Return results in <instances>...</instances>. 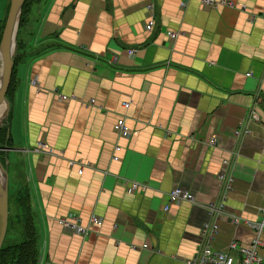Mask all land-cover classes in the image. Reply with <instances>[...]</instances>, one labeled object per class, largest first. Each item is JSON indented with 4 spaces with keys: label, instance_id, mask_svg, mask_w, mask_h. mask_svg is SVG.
I'll return each mask as SVG.
<instances>
[{
    "label": "crops",
    "instance_id": "0c3cea01",
    "mask_svg": "<svg viewBox=\"0 0 264 264\" xmlns=\"http://www.w3.org/2000/svg\"><path fill=\"white\" fill-rule=\"evenodd\" d=\"M17 31L8 218L29 206L37 264H192L211 203L214 250L264 239V0H38Z\"/></svg>",
    "mask_w": 264,
    "mask_h": 264
},
{
    "label": "built area",
    "instance_id": "2783aa9c",
    "mask_svg": "<svg viewBox=\"0 0 264 264\" xmlns=\"http://www.w3.org/2000/svg\"><path fill=\"white\" fill-rule=\"evenodd\" d=\"M203 3L207 5H214L217 3V0H202ZM225 2L226 0H220ZM151 5L149 6V8ZM154 24L153 19H149V21L146 23L147 28H151ZM177 33L174 31H170L169 35L171 37H174ZM134 49L129 48L128 52L133 53ZM122 104H127V101H123ZM252 116L255 117V113H252ZM114 129L115 131L122 137H128L130 134V127L126 124L125 119L123 117H119L116 119L114 123ZM211 142H214V138L211 139ZM118 148V146H116ZM114 158H117L115 156ZM225 162H228L226 159H224ZM221 184H222V197L225 198L227 195V191L231 186V175H227V171L224 168L219 174H218ZM142 187V183H139L138 181H132L129 185V190H135L136 188ZM169 200L171 203H178L182 200H189L194 201V196L184 187L181 186H174L169 191ZM223 206L222 203L216 204L211 203L210 204V212L211 217L210 219L204 224L203 231L206 233V237L204 241L200 244L199 248L197 249L192 264H256L261 260V255L258 253V244L264 243V239H262L261 236L258 235L255 236L253 241L248 245H238L235 242H232L227 247L228 249L218 251L214 250L211 245L210 241L212 236L217 232L218 230V218L220 215V208ZM169 205L164 206V210H167ZM263 220H264V208H263ZM235 222L241 221L240 218L234 217ZM58 222L62 227H64L66 230H69L74 233L78 234H85L88 233L90 230V224L91 223H100L101 218L97 215H91L90 217V224L84 225L81 222H79L78 218L75 216L67 217V216H60L58 218ZM243 222V221H242ZM250 225L254 226L257 231L261 228L264 221L259 222H247ZM231 250L236 251V255H233L231 253Z\"/></svg>",
    "mask_w": 264,
    "mask_h": 264
},
{
    "label": "water",
    "instance_id": "95a60500",
    "mask_svg": "<svg viewBox=\"0 0 264 264\" xmlns=\"http://www.w3.org/2000/svg\"><path fill=\"white\" fill-rule=\"evenodd\" d=\"M24 0H9V6L0 37V102L4 108L0 116V125L9 114L10 102L5 93L11 79L15 58L18 54L17 29ZM0 157V247L4 240L8 224V157Z\"/></svg>",
    "mask_w": 264,
    "mask_h": 264
},
{
    "label": "trees",
    "instance_id": "16d2710c",
    "mask_svg": "<svg viewBox=\"0 0 264 264\" xmlns=\"http://www.w3.org/2000/svg\"><path fill=\"white\" fill-rule=\"evenodd\" d=\"M31 1L34 2L38 0H24L21 7L19 26L21 24V15L24 11H26V8L28 7V4ZM8 6H9V0L7 4V10H8ZM5 18L3 19L2 22L0 21V37L4 26ZM17 44L19 47L20 45H19L18 37H17ZM12 78H13V70L11 73L10 83L5 93L8 99H10V95L13 90L11 84ZM9 117H10V111L8 116L0 125V133L2 135L5 134V138H6L5 143L8 144L10 138V132L7 133V127L9 126L10 123ZM19 200H21L22 203L24 204L25 198L23 199L19 198ZM22 207L23 208H21L20 213L9 214V216L11 215V221L13 223V226L21 229L19 232L18 231L14 232L11 228L9 230V233L12 230L13 234L10 236V239L7 238V234L5 235V238L0 247V264H37L38 262V257H39L38 231H37V226L35 224L34 215L33 213L30 212V208L27 204L23 205ZM8 222H9V218H8Z\"/></svg>",
    "mask_w": 264,
    "mask_h": 264
},
{
    "label": "rangeland",
    "instance_id": "374dc122",
    "mask_svg": "<svg viewBox=\"0 0 264 264\" xmlns=\"http://www.w3.org/2000/svg\"><path fill=\"white\" fill-rule=\"evenodd\" d=\"M7 4H8V0H0V21L2 22L3 19L5 18V15L7 13ZM5 134L2 135L0 133V157L1 159L4 161L6 160V156H5V147L8 146V143H5ZM12 157V153H9L8 155V158H11ZM11 174L13 175V173H10V180H11ZM12 228V230L14 232L16 231H20L21 228H16L13 226V223L11 221V215L9 216V222L7 224V238L10 239V236L13 234V231L11 230L10 233H9V230Z\"/></svg>",
    "mask_w": 264,
    "mask_h": 264
},
{
    "label": "bare ground",
    "instance_id": "6f19581e",
    "mask_svg": "<svg viewBox=\"0 0 264 264\" xmlns=\"http://www.w3.org/2000/svg\"><path fill=\"white\" fill-rule=\"evenodd\" d=\"M4 108V101L0 102V116Z\"/></svg>",
    "mask_w": 264,
    "mask_h": 264
}]
</instances>
